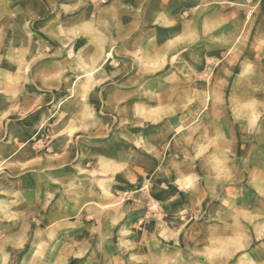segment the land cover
I'll list each match as a JSON object with an SVG mask.
<instances>
[{"label":"rangeland","instance_id":"1","mask_svg":"<svg viewBox=\"0 0 264 264\" xmlns=\"http://www.w3.org/2000/svg\"><path fill=\"white\" fill-rule=\"evenodd\" d=\"M1 179L0 264H264V0H0Z\"/></svg>","mask_w":264,"mask_h":264},{"label":"bare ground","instance_id":"2","mask_svg":"<svg viewBox=\"0 0 264 264\" xmlns=\"http://www.w3.org/2000/svg\"><path fill=\"white\" fill-rule=\"evenodd\" d=\"M90 72V74H91V71H89ZM75 86H73V88H74ZM80 87H84V86H80ZM74 90V89H73ZM84 97V96H83ZM142 108V107H141ZM68 115V112H65V115L64 116H67ZM63 116V117H64ZM194 133H195V130L193 129V130H191V132H190V138H189V140L192 138V136L194 135ZM106 149L107 148H105L103 151H106ZM13 150V149H12ZM3 182H4V179H1L0 180V185H2L3 184ZM14 207V206H13ZM21 207V206H20ZM5 208H3V210H4ZM32 244H35V242H32ZM25 253H29V254H31V253H35L34 255H35V257L38 255L37 253H38V249H37V247L35 248H30V247H28L25 251H24ZM24 253V254H25ZM28 255V254H27ZM39 256V255H38ZM48 259H50L48 256H43V258L40 260L39 259V263L40 264H48V263H50L49 261H48Z\"/></svg>","mask_w":264,"mask_h":264}]
</instances>
